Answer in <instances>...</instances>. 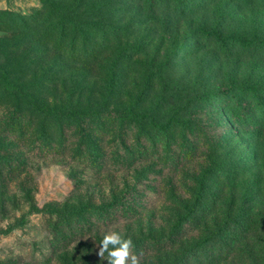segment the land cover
Instances as JSON below:
<instances>
[{
    "label": "rangeland",
    "instance_id": "374dc122",
    "mask_svg": "<svg viewBox=\"0 0 264 264\" xmlns=\"http://www.w3.org/2000/svg\"><path fill=\"white\" fill-rule=\"evenodd\" d=\"M72 1L0 0V26L21 14L30 28L0 31V45L46 50L40 35ZM84 5L89 48L106 51L94 71L70 69L57 107L68 136H94L97 161L61 141L10 151L28 163L0 175V264H108L97 253L111 231L141 264H264V0ZM94 84V100L67 97Z\"/></svg>",
    "mask_w": 264,
    "mask_h": 264
},
{
    "label": "trees",
    "instance_id": "16d2710c",
    "mask_svg": "<svg viewBox=\"0 0 264 264\" xmlns=\"http://www.w3.org/2000/svg\"><path fill=\"white\" fill-rule=\"evenodd\" d=\"M84 1L74 0L69 5L55 8L57 16L61 18L60 24L45 29L39 38L40 41L47 42L46 50H22L20 41L0 45V129L5 137L4 157L0 158L2 161L0 175L3 179L10 181L16 174L20 175V172L24 171L22 168L26 167L27 162L25 158L20 155L16 157L10 151L15 150L20 142L23 145L27 139H33L31 145L34 151L57 153L53 145L61 141L58 145L63 147L62 152L65 151L64 147L71 145V150L78 147L76 155L82 157V154L86 153L94 162L97 161L98 154L92 138L94 136H82L80 140H76V135L68 136L67 125L72 122V118L68 117L71 115L65 108L57 107V103L63 101L62 96L70 89L69 80L66 79L70 69L76 67L92 72L106 51L89 48L91 41L87 31L91 30L94 33L96 27L90 22L91 19L81 15L85 6ZM95 8H98L99 12L102 10L101 6L97 5L91 10ZM42 12H45V9ZM88 12L89 10L85 13ZM9 19L19 25L15 23L9 26L4 23L0 26L1 32L9 34L11 31H30L25 23V27L22 26L21 22L25 20L23 15L13 14ZM69 37H72L70 41ZM25 51L30 52L29 55L27 53L24 56ZM71 88L73 92L67 96L69 99L78 98V94L81 97L78 100L81 101L87 95V91L90 93V100L96 98L95 84L91 90L83 86ZM117 88V85L109 86L108 94L111 95ZM75 114L77 117L73 120L78 121L80 119L78 112ZM92 116H96L95 112ZM71 138L74 140L67 144ZM86 142L92 146L83 150L82 146ZM27 144L29 145V142ZM62 156L66 157L67 154Z\"/></svg>",
    "mask_w": 264,
    "mask_h": 264
},
{
    "label": "clouds",
    "instance_id": "9594fccd",
    "mask_svg": "<svg viewBox=\"0 0 264 264\" xmlns=\"http://www.w3.org/2000/svg\"><path fill=\"white\" fill-rule=\"evenodd\" d=\"M134 244L131 237H125L120 232L111 231L104 234L97 255L104 257L108 253V264H141L143 252L133 251Z\"/></svg>",
    "mask_w": 264,
    "mask_h": 264
}]
</instances>
